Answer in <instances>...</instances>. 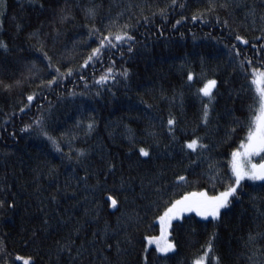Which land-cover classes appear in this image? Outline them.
<instances>
[{
	"label": "trees",
	"instance_id": "trees-1",
	"mask_svg": "<svg viewBox=\"0 0 264 264\" xmlns=\"http://www.w3.org/2000/svg\"><path fill=\"white\" fill-rule=\"evenodd\" d=\"M40 2L0 1V41L7 45L0 48V79L23 81L12 91L0 89V200L5 201L0 241L9 258L31 256L34 264H141V241L159 235L155 217L165 202L192 190L191 184L177 181L178 175L210 192L214 184L216 191L223 190L219 178L209 179L208 164H216L224 176L227 154L245 131L238 128L230 140L225 134L237 119L246 122L253 104L252 93L245 91L248 81L225 45L236 43L244 55L255 57L251 44L264 28V0H216L228 7L205 13L207 22L191 16L204 12L208 0H177L176 5L171 0H42L43 9ZM60 7L68 13L62 23L56 16ZM89 7L95 8L94 18L86 15ZM217 15L228 19L229 28L216 23ZM54 19L60 31L55 41ZM126 24L134 41L79 68L97 46L88 35L93 26L115 32ZM236 34L249 45L235 41ZM42 51L62 72L76 71L51 88L42 87L52 71ZM110 66L116 72L127 69L128 78L117 75L116 81L96 85ZM188 71L194 73L192 82ZM207 79L217 85L205 126L203 104L208 101L197 90ZM31 93L34 100L21 112ZM170 114L177 120L175 139L168 132ZM38 118L60 151L41 134L34 123ZM28 124L32 127L22 131ZM194 135L211 146L199 159L183 149ZM139 147L148 148L150 157H140ZM77 150L84 152L79 159ZM242 184L243 195L221 210L219 221L192 214L182 224L174 222L170 239L175 251L157 261L150 247L152 264H193L209 242L213 251L207 264H216L214 257L219 264H264V236L257 235L264 233V182ZM108 195L118 202L114 212ZM249 233L255 242H248Z\"/></svg>",
	"mask_w": 264,
	"mask_h": 264
},
{
	"label": "snow or ice",
	"instance_id": "snow-or-ice-1",
	"mask_svg": "<svg viewBox=\"0 0 264 264\" xmlns=\"http://www.w3.org/2000/svg\"><path fill=\"white\" fill-rule=\"evenodd\" d=\"M172 5H176L177 0H171ZM217 6L220 8L227 9V3H220L217 5L216 0H208V7L204 12H199L191 16L192 21L201 20L202 22H207L205 20V13H213L216 11ZM239 6V5H238ZM41 9L44 8V3H39ZM179 7L184 8L186 4H180ZM252 14H255V10H251ZM86 15L94 18L96 15L95 8L89 7L86 9ZM161 15L166 17L164 9H161ZM58 16L59 22H64L68 19V13L64 7H60L56 13ZM145 22L149 23V18L145 17ZM182 19H186L182 17ZM216 23L221 25L223 28H229L228 19L221 21L219 16H216ZM261 20H264V16H261ZM181 21L177 20L176 24H180ZM255 23V21H253ZM56 20L53 22V30L55 35L53 40L55 41L60 35L59 28L55 26ZM128 25L121 27L119 31L113 32L110 29L101 30L95 28L94 26L89 30L88 35L94 36L97 42L96 47H92L89 54L83 59V63L79 65V68H87L90 62L100 60L103 56L110 52L112 49L120 51L121 45L123 43H128L134 41L135 37L130 35L127 31ZM175 27V25H173ZM261 35L257 36L255 39L257 43L251 44V47L255 50V57H248L243 54L242 50L236 43H233L230 47L225 45L228 48L229 57L235 58V63L244 74L245 79L248 81V84L245 88L246 92L252 93L253 104L248 105L249 116L247 117L246 122H241L237 119L234 122V125L231 127L230 131L227 132L226 139L230 140L236 133L239 128L241 131H245V135L242 139L239 140L238 144L232 146V150L228 153L227 163L223 165L225 168L224 176L220 177V173L217 171V165L209 162L208 164V177L210 180H217L223 185V190L216 191L215 184L213 185V191H209L207 188L199 187L198 181H189L186 175H178L176 177L178 182H182L184 185H192V190H186L178 196V198H170L165 202L163 211L155 217V221L159 225V235H145L141 241L142 248V260L141 264H152L150 256L152 253L149 252V248L154 246L152 251L156 254L157 261L166 260L169 258V253H172L176 249V243L174 240L170 239V235L174 230L173 222L177 224H182V222L187 218L188 214H195V216L202 218L203 220L219 221L221 217V210L228 208L233 200H239L243 195V181H260L264 182V28L260 29ZM162 34V32H161ZM235 41L243 45H249V40L240 34L235 35ZM90 47V46H89ZM0 48L7 49L6 43L0 41ZM43 49V44H41V50ZM128 52L133 51L132 44L129 43L127 48ZM121 55L123 53L121 52ZM43 59L48 63L46 65L47 69H51V78L47 80H41L42 87L51 88L54 84H58L61 80L66 77H70L74 74L76 70L71 67H68L66 71L62 72L60 67H57L53 63V58L48 54L47 51H42ZM112 64H115V61H112ZM259 65V66H257ZM31 72V69H29ZM54 73V74H53ZM117 75L122 76L124 79L128 78L127 69L122 72H116L113 67H108L104 74H101L98 79H95L94 83L96 85L104 86L110 80L116 81ZM80 79L84 80L85 77L80 75ZM187 80L192 82L194 80V73L192 71L187 72ZM23 81L15 80L11 83L6 82L0 79V89L4 91H12L15 88L21 87ZM217 81L215 79H207L203 82V86L200 87L197 91L201 97L207 98V103L203 104V114H202V123L207 126L209 123L210 116V106L215 100V94L213 90L216 88ZM87 82H85V88H87ZM75 95V93H71ZM99 95V92L97 93ZM35 98V93L28 94L26 99L28 104H25L24 107L20 109L21 112L27 108ZM258 104V107L255 105ZM151 107V105H148ZM34 123L40 128L41 134L47 137L56 148L57 151H60L59 144L57 140L52 137L43 127L42 119L38 118ZM177 120L171 114L167 120L168 132L172 134L173 139H175V126ZM32 125L28 124L22 129V131H27ZM89 131H92L94 128V121L89 122L87 125ZM14 135V133H13ZM231 146V145H230ZM69 147L71 148V142H69ZM183 149L189 150L185 153L186 155L190 153H195L199 159L204 152L211 150V146L203 142L201 137L193 136V138L185 140ZM182 149V150H183ZM78 157L84 155L83 150H77ZM138 154L140 157L149 158L150 150L145 147L138 148ZM71 158V157H69ZM211 159V158H209ZM193 164H196L197 161L193 160ZM110 169L114 168L115 165H110ZM226 178V182H225ZM181 184L178 183L176 187H180ZM55 200V197H53ZM107 201L110 202V206L115 209L117 208V200L112 196H107ZM5 204L4 200H0V207H3ZM12 205H9L11 207ZM47 223V221H45ZM264 236V233L257 234ZM257 239L256 236L249 233L248 242L253 243ZM111 247V245H108ZM213 251V245L211 242L208 243L206 248L203 251V254L198 258L194 259L193 264H207L209 254ZM0 254L3 255V264H34V259L31 256H24L16 254L9 258L10 254L6 252L3 248V242L0 241ZM216 264H219V257H214Z\"/></svg>",
	"mask_w": 264,
	"mask_h": 264
},
{
	"label": "rangeland",
	"instance_id": "rangeland-1",
	"mask_svg": "<svg viewBox=\"0 0 264 264\" xmlns=\"http://www.w3.org/2000/svg\"><path fill=\"white\" fill-rule=\"evenodd\" d=\"M0 1H1V0H0ZM188 215H192V214H188ZM188 215H187V216H188ZM193 215H195V214H193ZM174 222H175V221H174ZM174 222H173V223H174ZM169 238H170V237H169ZM151 247H154V246H151ZM169 254H170V253H169Z\"/></svg>",
	"mask_w": 264,
	"mask_h": 264
},
{
	"label": "water",
	"instance_id": "water-1",
	"mask_svg": "<svg viewBox=\"0 0 264 264\" xmlns=\"http://www.w3.org/2000/svg\"><path fill=\"white\" fill-rule=\"evenodd\" d=\"M115 210H116V208H115V209H113V208L111 207V211H112V212H114Z\"/></svg>",
	"mask_w": 264,
	"mask_h": 264
}]
</instances>
